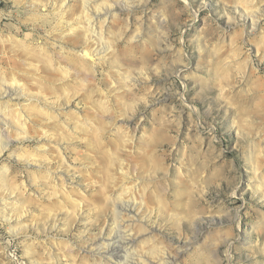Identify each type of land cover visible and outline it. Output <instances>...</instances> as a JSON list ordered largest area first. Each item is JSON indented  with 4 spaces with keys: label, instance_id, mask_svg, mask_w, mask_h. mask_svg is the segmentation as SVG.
I'll use <instances>...</instances> for the list:
<instances>
[{
    "label": "rangeland",
    "instance_id": "obj_1",
    "mask_svg": "<svg viewBox=\"0 0 264 264\" xmlns=\"http://www.w3.org/2000/svg\"><path fill=\"white\" fill-rule=\"evenodd\" d=\"M0 152V264H264V0H0Z\"/></svg>",
    "mask_w": 264,
    "mask_h": 264
},
{
    "label": "bare ground",
    "instance_id": "obj_2",
    "mask_svg": "<svg viewBox=\"0 0 264 264\" xmlns=\"http://www.w3.org/2000/svg\"><path fill=\"white\" fill-rule=\"evenodd\" d=\"M83 1V0H82ZM83 3V2H82ZM87 6V5H86ZM84 8H85V6H84ZM115 8H116V6H115ZM87 9V8H86ZM114 9V5L112 6H110L109 5V7H108V9L106 10V12H111L112 10ZM245 9V8H244ZM90 11V10H89ZM89 11H88V13H89ZM92 11H93V9H92ZM95 11V10H94ZM104 11V10H103ZM85 12L86 13H82L83 14V17H86V16H88V15H86V14H88L87 13V10H85ZM101 12V11H100ZM245 12L246 13H249V11L247 10V8L245 9ZM99 13V12H98ZM95 14H97V13H95ZM101 14V13H100ZM93 15V14H92ZM99 14H97L96 16H98ZM89 19H90V17H88ZM252 22V21H251ZM254 24V23H253ZM93 28V27H92ZM77 30H80V29H77ZM61 31V30H60ZM74 32V31H73ZM72 35V34H71ZM15 40V39H14ZM93 43V42H92ZM30 48V47H29ZM19 50H20V48H19ZM28 50V49H27ZM88 51V50H87ZM90 51V50H89ZM26 52V51H25ZM30 52V51H29ZM84 52V51H83ZM81 52L82 54L79 56L78 55V59H80V60H82L84 63H86L85 61H87L88 59H86V58H89V57H87V55H86V52ZM90 54V53H89ZM27 57V56H26ZM40 59V58H39ZM43 60V59H42ZM90 60V59H89ZM93 60V59H92ZM41 61V60H40ZM20 62V61H19ZM41 62H43L44 63V61H41ZM40 62V63H41ZM24 63H26V62H24ZM91 63H92V61H91ZM19 64V63H18ZM30 64V63H29ZM52 65V63H51V61L49 60V61H47V65ZM87 64V63H86ZM95 64V63H94ZM28 65V64H27ZM31 65V64H30ZM45 65V64H44ZM48 65V66H49ZM88 65V64H87ZM95 66V65H94ZM93 66V67H94ZM30 68V67H29ZM64 68V67H63ZM37 69V68H36ZM48 69H50V68H48ZM89 69H90V65H89ZM61 70V69H60ZM63 71L62 72H64L65 71V76H68L67 74L69 73L66 69L64 70V69H62ZM92 70V69H91ZM90 70V71H91ZM30 73V72H29ZM33 76V75H32ZM37 77V76H36ZM31 78H33V77H31ZM36 79V78H35ZM11 80V79H10ZM14 81V80H13ZM8 82H10V81H8ZM7 82V83H8ZM13 83V82H12ZM14 84V83H13ZM3 86V85H2ZM10 86V85H9ZM16 86V85H15ZM11 88V87H10ZM22 88V87H21ZM23 89V88H22ZM2 93V92H1ZM15 95V94H14ZM19 95V94H18ZM28 97H29V95H28ZM40 99V98H39ZM5 104V103H4ZM31 106V105H30ZM6 107V106H5ZM102 108V107H101ZM7 109H8V107H7ZM37 109V108H36ZM36 109L34 110V111H36ZM12 110V109H11ZM14 110V109H13ZM24 110V109H23ZM19 111L20 110H17L16 112L15 111H11V114H13V116L15 115V117L17 116L18 117V119H17V121H15V122H13V123H15V125H13V126H15V128H18L17 130H21V132H25V130H26V120L23 118V116H22V114H20L19 113ZM25 111V110H24ZM23 111V112H24ZM2 112V111H1ZM7 112H9V110L7 111ZM21 112V111H20ZM39 113H41L40 111H39ZM3 114V113H2ZM6 114V113H5ZM43 114V113H42ZM46 114L47 113H45V115H43V116H46ZM51 114V113H50ZM6 116H7V114H6ZM8 116H9V113H8ZM24 116H25V114H24ZM48 116H49V113H48ZM47 116V117H48ZM52 116V115H51ZM54 118V117H53ZM2 122V121H1ZM5 125V124H4ZM88 129V128H87ZM94 130V129H93ZM92 130V131H93ZM91 131V132H92ZM18 132V131H17ZM93 134L95 135L96 133H95V131H93ZM97 136H98V133H97ZM4 147V146H3ZM2 147V148H3ZM1 148V152L3 151V149ZM0 152V153H1ZM115 160V159H114ZM120 161V160H119ZM255 180L257 181V183L258 182H260L261 184H262V179L260 178V177H257L256 176V178H255ZM257 186V188H259L258 186H259V184H257L256 185ZM112 198V197H111ZM73 201V200H72ZM116 203V202H115ZM124 203H125V201H124ZM131 203V202H130ZM126 204V203H125ZM133 204V203H132ZM132 204H127L126 206H124L123 207V204H122V206H121V204H120V207H119V210H122V211H125V213H129V212H131V211H133L134 210V206L132 205ZM116 205V204H115ZM118 205V204H117ZM116 205V206H117ZM120 212V211H119ZM115 214H117V212L115 213ZM121 213H119V215H120ZM122 218V217H121ZM124 219V218H123ZM125 221H127V220H125ZM124 222V221H123ZM130 240L131 239H129V241H127L126 243H129L130 242ZM133 240V239H132ZM103 241V240H102ZM117 243V242H116ZM123 245V244H122ZM100 246H101V243H100ZM102 246H103V244H102ZM101 249H103V247L101 248ZM104 249H107L106 247H104ZM105 251V250H104ZM111 251V250H110ZM110 251L107 249L106 250V253H107V256H108V258L107 259H105V261L103 262V264H121V262H119V259L121 258V253H120V256L118 255V256H114V255H112V253H110ZM114 256V257H113ZM168 258L170 259L169 260V262H168V264L169 263H171V262H173L174 261V257H171V256H168ZM161 262L162 261H155V262H148L147 261V259H144V258H142V259H139V260H137L136 262H135V264H161ZM127 264H131V263H127ZM133 264V263H132Z\"/></svg>",
    "mask_w": 264,
    "mask_h": 264
}]
</instances>
